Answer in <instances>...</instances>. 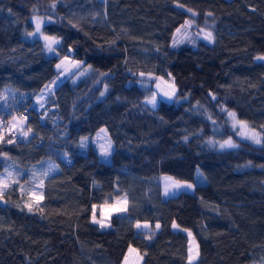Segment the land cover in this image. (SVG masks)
<instances>
[{
  "label": "trees",
  "instance_id": "trees-1",
  "mask_svg": "<svg viewBox=\"0 0 264 264\" xmlns=\"http://www.w3.org/2000/svg\"><path fill=\"white\" fill-rule=\"evenodd\" d=\"M59 40L28 38L33 14ZM212 32L178 41L177 29ZM53 47V49H54ZM264 0H0V264H250L264 255ZM70 55L91 66L34 96ZM170 76L176 100L145 101L144 76ZM104 86L103 93L100 87ZM107 87V89H106ZM180 99V100H178ZM27 106L22 124L14 116ZM260 135L239 139L226 112ZM18 117V116H17ZM19 119V118H18ZM17 121V120H16ZM113 143L103 160L91 139ZM232 136L235 146L218 147ZM88 140L85 141V138ZM67 161V162H66ZM164 197L160 173L195 180ZM120 204L110 224L94 208ZM136 220L159 228L136 229ZM188 228L198 257L188 262Z\"/></svg>",
  "mask_w": 264,
  "mask_h": 264
},
{
  "label": "rangeland",
  "instance_id": "rangeland-1",
  "mask_svg": "<svg viewBox=\"0 0 264 264\" xmlns=\"http://www.w3.org/2000/svg\"><path fill=\"white\" fill-rule=\"evenodd\" d=\"M50 20H52V17L48 14H33L31 16V21L34 27L31 31L26 33V36L28 38H41L44 41V45L47 51L52 54L55 50L54 46L57 44V41L59 39L55 36L46 35L42 29L43 24ZM199 37L203 38L206 41H211L212 32L209 29L200 28L198 33H195L192 28L191 20H188L185 24L180 26L175 33V39L178 41H182L185 39L189 42H192L193 39ZM256 58L264 60V54H260ZM55 68L57 70L55 76L33 98L32 103L35 104L37 108L42 106L43 97L45 96L46 92L53 90L64 80L69 79L72 82L77 81L79 78L89 73L91 66L88 64H84L80 59L74 58L70 55H64L56 61ZM139 83L141 84V86H143V88L146 89L145 101L152 106H156L160 100H166L170 102L177 99L175 95L177 87L174 84L171 75L154 76L153 81L150 76H144L139 80ZM103 89H105V87L101 86L99 92L103 93ZM39 99L40 101H38ZM225 117L236 137H238L239 139L250 141L254 144L260 143L259 133L254 128L249 126L246 121L237 118L234 111L228 110ZM14 118L17 124H22V121L18 119L17 116H14ZM87 140L88 137L85 138V141ZM91 142L95 149L98 151L100 157L103 160L109 161L111 158L113 143L105 126L100 127L95 132L94 136L91 139ZM237 144L238 142L235 140V138H233L232 136H227L221 139L217 143V146L222 148L235 146ZM6 179V174H0V188L3 186ZM205 180V176L199 167L196 168L194 181L179 179L169 173H160L159 175V181L162 185V195L164 197L177 194L180 190L192 191L194 190L196 182H204ZM115 211H121L119 203H105L94 208L92 218L101 226H109L110 216ZM134 227L136 229L159 228L160 223L158 221L151 222L149 220H136ZM173 227L175 229H181L187 233L189 251L188 262H194L198 257V244L193 233L190 229L180 227L176 223L173 224ZM141 261L142 255L138 248L134 245H129L121 264H141ZM250 264H264V255L259 260L251 262Z\"/></svg>",
  "mask_w": 264,
  "mask_h": 264
},
{
  "label": "built area",
  "instance_id": "built-area-1",
  "mask_svg": "<svg viewBox=\"0 0 264 264\" xmlns=\"http://www.w3.org/2000/svg\"><path fill=\"white\" fill-rule=\"evenodd\" d=\"M19 119L25 120L29 117V108L25 106L22 108L19 113L17 114ZM10 124L8 122H4L3 120L0 119V130H8Z\"/></svg>",
  "mask_w": 264,
  "mask_h": 264
},
{
  "label": "crops",
  "instance_id": "crops-1",
  "mask_svg": "<svg viewBox=\"0 0 264 264\" xmlns=\"http://www.w3.org/2000/svg\"><path fill=\"white\" fill-rule=\"evenodd\" d=\"M38 101H40V99L38 100ZM100 225V224H99ZM101 226V225H100ZM101 227H107V226H101Z\"/></svg>",
  "mask_w": 264,
  "mask_h": 264
},
{
  "label": "water",
  "instance_id": "water-1",
  "mask_svg": "<svg viewBox=\"0 0 264 264\" xmlns=\"http://www.w3.org/2000/svg\"><path fill=\"white\" fill-rule=\"evenodd\" d=\"M0 201L2 202V199H0Z\"/></svg>",
  "mask_w": 264,
  "mask_h": 264
},
{
  "label": "bare ground",
  "instance_id": "bare-ground-1",
  "mask_svg": "<svg viewBox=\"0 0 264 264\" xmlns=\"http://www.w3.org/2000/svg\"><path fill=\"white\" fill-rule=\"evenodd\" d=\"M67 162V161H66Z\"/></svg>",
  "mask_w": 264,
  "mask_h": 264
}]
</instances>
